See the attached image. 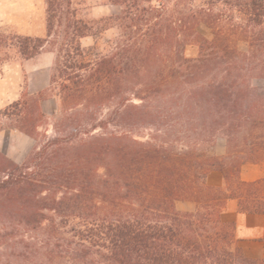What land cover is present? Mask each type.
<instances>
[{"label":"trees","instance_id":"16d2710c","mask_svg":"<svg viewBox=\"0 0 264 264\" xmlns=\"http://www.w3.org/2000/svg\"><path fill=\"white\" fill-rule=\"evenodd\" d=\"M107 1L122 33L95 60L71 0L46 1L44 39L0 32V73L4 49L30 60L57 35L61 100L53 136L23 164L0 152V264H264L223 218L230 200L264 218V178L240 179L264 165V0ZM46 99L23 93L0 110V132L15 122L37 142Z\"/></svg>","mask_w":264,"mask_h":264},{"label":"rangeland","instance_id":"374dc122","mask_svg":"<svg viewBox=\"0 0 264 264\" xmlns=\"http://www.w3.org/2000/svg\"><path fill=\"white\" fill-rule=\"evenodd\" d=\"M46 1L47 0H44V3L47 8ZM71 2L72 7L76 10L77 17L90 26L89 36L80 40V45L86 55L85 59L95 60V58L100 55L109 54L112 50L114 41L122 33L121 25L117 20V17L120 14V8L109 3L107 0H71ZM100 5H113L116 13L109 16L98 17L95 12H93V8ZM12 18L15 20L16 26L0 24V32L9 37V44L12 43V35L39 39L47 37L49 30L47 26L46 10L42 18V25L39 22L40 14L38 13L34 16L37 26L33 29L26 27L23 18L21 19L16 16H12ZM54 29L56 31V28ZM198 31L204 37L208 39L212 38L210 30L204 25H199ZM56 39L57 35L53 34L49 39V43L44 47L40 54L30 60L23 59L17 53V48L15 46H11L3 51L5 53L2 56L6 62L1 67L0 80L6 79L9 83L10 91L8 94L16 96V100H19L25 92L30 95L28 91L29 82H31L33 90L36 87L48 82V87L45 91H43V93L47 99L52 100L50 105L41 109L45 115V119L42 126L39 128L40 134L37 137V142L34 139L33 142H29L24 137L26 135L22 134L18 130L10 129V126H14L15 122L3 120V122H5V129L0 132V152L5 154L16 164H23L28 159L34 148L43 140V134H46L47 137H51L54 134L53 124L61 110L59 86L58 84H50V78L54 73V67L57 60L56 47L52 44V42H55ZM83 39L84 41H82ZM60 40L61 39L59 38V41ZM237 48L240 51H244L246 46L243 42L239 41L237 42ZM184 54L187 58H195L198 56V47L195 45L187 46ZM29 64L40 68L46 66L48 74L47 72L46 74H29ZM10 104L12 103H9L4 107H0V110H4ZM221 149L222 142L218 141L216 143V150L220 151ZM177 210L187 212L179 208H177Z\"/></svg>","mask_w":264,"mask_h":264},{"label":"crops","instance_id":"0c3cea01","mask_svg":"<svg viewBox=\"0 0 264 264\" xmlns=\"http://www.w3.org/2000/svg\"><path fill=\"white\" fill-rule=\"evenodd\" d=\"M114 9L115 8L113 5H100L94 7L93 12H95L98 17H104L115 14L116 12ZM45 10L46 6L44 0H0V24L16 26V22L12 18V16H16L21 19L23 18L26 27L33 29L37 26L34 16H36L38 13L40 14L39 22L42 25V18L45 14ZM82 41H84V39ZM28 69L29 74L32 75H35V73L46 74V72L48 74L46 66L40 68L29 64ZM47 87L48 82L36 87L33 90L31 82L28 83V91L31 96L45 91ZM9 91L10 88L7 80H0V107H4L9 103L17 101L16 96L8 94ZM51 103V99L42 101L41 109L47 105H50ZM24 137L27 141L33 142V139L30 137ZM262 178H264L263 164H246L242 166L240 171V179L242 181L253 182ZM208 183L212 186H222V176L218 172H213L208 178ZM176 206L177 208L187 212H193L196 208L193 202H177ZM223 218L227 221L235 222V237L243 254L249 259H262L264 255V246L262 242L264 235V218L261 215L238 213L237 202L235 200H230L227 202Z\"/></svg>","mask_w":264,"mask_h":264}]
</instances>
